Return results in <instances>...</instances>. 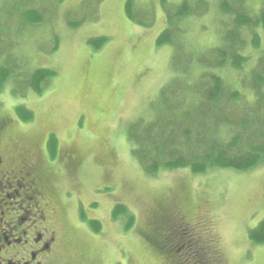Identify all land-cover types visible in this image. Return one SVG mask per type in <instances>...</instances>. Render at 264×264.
Here are the masks:
<instances>
[{
    "label": "rangeland",
    "instance_id": "374dc122",
    "mask_svg": "<svg viewBox=\"0 0 264 264\" xmlns=\"http://www.w3.org/2000/svg\"><path fill=\"white\" fill-rule=\"evenodd\" d=\"M183 1L0 0V65L12 73L0 92V113L9 123L1 147L9 137L16 146L40 154L42 165L54 172L49 169L48 175L59 183L68 219L70 214L76 219L77 206L101 222L100 235L81 224L74 228L72 236L84 248L81 264H186L181 250L168 257L164 246L147 236L170 244L187 239L217 264H264V244L248 237L264 218V157L243 172L208 168L192 174L178 168L150 175L127 140L129 126L154 118L160 92L168 85V106L179 100L189 109L197 107L192 86L198 89L201 73L238 94L228 100L258 124L254 109L264 103V83L258 79L264 78L259 61L264 27L237 28L231 12L258 20L264 0H187L190 14L176 17L173 12ZM222 4L231 12H224ZM129 5L132 19L125 12ZM27 11L37 12L41 22L23 20ZM168 29L171 42L156 46L158 35ZM233 32L239 39L228 37V43L245 57L241 68H206L209 61L199 62L219 49L221 37L226 45L224 36ZM38 68L55 72L40 94L29 85ZM226 102L223 114L229 109ZM20 106L31 112V121L16 117ZM174 114L181 117V110ZM229 129L217 133L229 140ZM50 136L56 140L53 159ZM66 152L79 161L74 176L65 168L63 159L70 161ZM70 184L81 185L79 195ZM92 203L98 207L91 211ZM115 204L134 218L129 231L124 230L125 217L112 219ZM182 228L185 237H174ZM187 264H196L195 258Z\"/></svg>",
    "mask_w": 264,
    "mask_h": 264
},
{
    "label": "trees",
    "instance_id": "16d2710c",
    "mask_svg": "<svg viewBox=\"0 0 264 264\" xmlns=\"http://www.w3.org/2000/svg\"><path fill=\"white\" fill-rule=\"evenodd\" d=\"M164 1L165 0H162V4H164ZM126 7V14L132 19L131 6L129 5ZM191 9L192 6L189 1L184 0L173 13L176 17L181 18L182 16L190 14ZM221 9L224 12H231L226 4H222ZM261 12L260 19L255 21L251 20L246 15L231 12L233 16L232 20H234L237 28L248 27L254 24H260L264 27V10H261ZM22 18L31 24H39L42 20V17L35 11L25 12ZM169 21H171L170 18ZM232 36L239 39L236 32H233L232 35L226 34L224 36L226 45L224 43L222 44L221 37V46H218L219 49H215L214 53L209 51L211 58L206 60L201 59V57L199 62L201 60L209 61V66L205 64L206 68L211 66L220 67L227 64H232L237 68H241L246 62V59L231 48V45L228 43V37L232 38ZM170 42L171 35L168 29L162 31L158 35L155 43L156 46H162ZM99 43L101 44L102 41ZM253 45L258 47L259 43L256 39ZM216 56H218V58H216ZM259 58L262 68L261 72L264 74V49L261 50ZM227 60L229 62H226ZM12 71H14V68ZM54 74L55 72L49 69H35L29 77V85L32 91L36 94H40L45 83ZM11 76L12 73H10L5 66L0 65L1 93L4 85ZM198 78L200 82L198 89L192 86V93L198 98L197 107L194 106L189 109L190 107L186 106V103L179 100L177 104L173 102V104L170 105L171 107L168 106L165 100V92L168 90V85L160 92V99L162 101L154 118L146 123L137 121L129 126L127 140L132 146V154L136 157L146 173L155 175L161 170L172 171L178 168L188 169L192 174L205 173L208 168L232 169L234 171L243 172L254 168L263 159L264 109L262 110V107L264 103L262 105L258 104L254 109L257 115L255 117L256 122L258 124H255V121L250 123V113L247 111H243L242 113L241 110H237L239 106L234 104L233 99L238 96V94H231L229 88L228 90L225 88L223 89L222 81L216 77L211 76V80L208 82L201 73ZM258 79L260 83H264V78L262 76H258ZM251 81L253 80L251 79ZM181 94L183 96L182 89ZM229 98L233 99L228 100ZM223 101L225 103H227L226 101L229 102V109L226 108L227 110L224 114L222 113L225 109V107L223 108ZM179 110H181V117L178 118L174 113H178ZM15 114L17 118L24 122H29L33 118L31 112L23 106L18 107ZM261 118L262 120L260 121ZM8 124V120L0 113V138H2V133L6 132ZM227 128H230L228 131H232L229 140L225 139L227 137L224 135L219 134L223 130L227 131ZM223 132L222 134H224ZM15 140L16 139L8 137L6 143L8 145H14ZM47 145L50 158L53 159L56 150L55 138L50 136ZM28 152L34 153V151ZM70 162L76 164V158L71 159ZM176 209L178 210V208ZM83 216H85V213H83ZM119 216H123L127 219L124 230L129 231L134 224V218L127 213L123 205L117 204L112 211V218L115 219ZM88 224L94 233L100 232L101 223L98 220H89ZM180 231H182L181 234L178 232L174 237L183 235L181 238H184L186 233L185 229L182 228ZM144 236L146 237V235ZM248 237L254 244H264V219L260 221L254 229L248 231ZM146 238L155 245L162 244L169 253L168 257L172 253L181 250L183 253V261L186 264L189 263L192 258H195L196 264H217V259L215 263L212 262L209 257L210 255L204 254L202 248L198 247V250L195 251L191 242L186 241V238L185 241L176 240V244H170V241H167L165 238L155 239L156 237L150 236Z\"/></svg>",
    "mask_w": 264,
    "mask_h": 264
},
{
    "label": "flooded vegetation",
    "instance_id": "af4514ba",
    "mask_svg": "<svg viewBox=\"0 0 264 264\" xmlns=\"http://www.w3.org/2000/svg\"><path fill=\"white\" fill-rule=\"evenodd\" d=\"M2 141L0 138V264H81L84 248L74 240L73 231L78 224L92 230L80 208L76 206L75 220L71 214L68 219L59 198V183L48 175L50 167L42 165L40 154L17 144L1 147ZM66 153L69 160L76 158L73 152ZM63 162L74 176L78 159L76 164ZM70 185L79 195L81 185Z\"/></svg>",
    "mask_w": 264,
    "mask_h": 264
}]
</instances>
